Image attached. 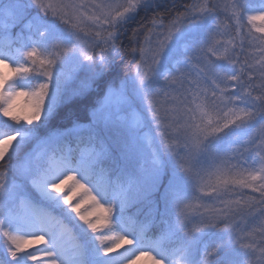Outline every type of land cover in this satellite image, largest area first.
<instances>
[{"label":"snow or ice","instance_id":"obj_1","mask_svg":"<svg viewBox=\"0 0 264 264\" xmlns=\"http://www.w3.org/2000/svg\"><path fill=\"white\" fill-rule=\"evenodd\" d=\"M0 264H264V0H0Z\"/></svg>","mask_w":264,"mask_h":264}]
</instances>
